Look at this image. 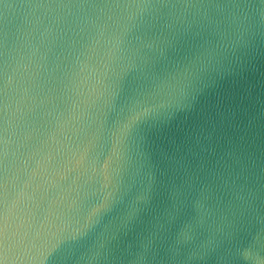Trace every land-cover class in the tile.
Here are the masks:
<instances>
[{
  "label": "water",
  "instance_id": "obj_1",
  "mask_svg": "<svg viewBox=\"0 0 264 264\" xmlns=\"http://www.w3.org/2000/svg\"><path fill=\"white\" fill-rule=\"evenodd\" d=\"M0 264H264V0H0Z\"/></svg>",
  "mask_w": 264,
  "mask_h": 264
}]
</instances>
